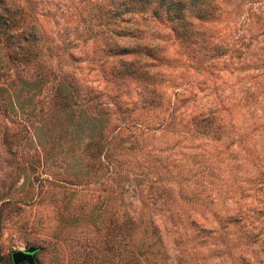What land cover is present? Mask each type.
<instances>
[{"label":"rangeland","instance_id":"1","mask_svg":"<svg viewBox=\"0 0 264 264\" xmlns=\"http://www.w3.org/2000/svg\"><path fill=\"white\" fill-rule=\"evenodd\" d=\"M181 1L174 30L146 10L121 13L117 36L96 19L106 0H30L44 68L79 90L63 111L50 77L33 91L15 81L33 69L0 77L15 81L12 109L0 102V264L34 247L38 264H264V236L246 235L264 227V0ZM108 35L154 57L140 54L142 78L111 74Z\"/></svg>","mask_w":264,"mask_h":264},{"label":"trees","instance_id":"2","mask_svg":"<svg viewBox=\"0 0 264 264\" xmlns=\"http://www.w3.org/2000/svg\"><path fill=\"white\" fill-rule=\"evenodd\" d=\"M18 2L16 0H0V77L6 74L3 71L9 66L12 68L17 67L20 71H23L24 68L33 69L32 74L35 75L33 79H30V76L25 72L27 76L16 75V84L26 88V91H33L40 88L43 80H48L47 78L50 77L53 97L57 98V103L62 107L63 111L71 110L72 105L76 102V97H78L79 87L69 74H60L58 78H55L52 73H47L48 69L44 67L45 57L49 54L50 46L48 40L41 32H38L34 22V9L30 0H18ZM106 2L108 4L107 8L99 12L96 19H98V25L105 27L104 33L110 32L117 36L119 33H114L113 27L126 20L121 13H131L133 15L138 13L142 15L147 10L151 17H165L173 23L172 27L174 30L176 24L182 20V13L185 8V3L181 0H106ZM99 33L104 34L101 29ZM175 33L185 36L186 31L175 29ZM108 37L113 44L105 43L110 45H106L104 51L111 57L116 56L118 58L116 60L119 61L117 68H111L115 70L111 74L120 79L133 78L137 80L142 78L143 73H146V68L152 65V62L142 61L140 54L144 53V55L149 57V60L154 59V57L150 56L148 52L145 53L144 50L140 52L137 45L130 49L127 46H117L112 39V35H108ZM47 51L48 53H46ZM127 57L129 58L128 60L126 59ZM15 81H7V84H0V102L4 111L12 109L13 105L11 97H4L3 92L7 89L8 83L12 84ZM21 90L19 88L18 92ZM32 95L33 92H31L29 98ZM202 120L207 125L211 123L207 118H201L200 121ZM100 129L99 125L96 126L95 136L98 137L97 141L100 139ZM93 141L94 139L89 140V143H86V147L88 145L95 146L97 142ZM3 143L10 157L14 156L16 150L11 142L3 138ZM231 217L233 215L229 216V218ZM232 220L236 221L237 219L233 218ZM128 222L132 224L130 219ZM129 230L132 233L133 228L131 227ZM246 235L252 238L258 235L264 236V227L260 226L256 232H252L251 229L247 230Z\"/></svg>","mask_w":264,"mask_h":264},{"label":"water","instance_id":"3","mask_svg":"<svg viewBox=\"0 0 264 264\" xmlns=\"http://www.w3.org/2000/svg\"><path fill=\"white\" fill-rule=\"evenodd\" d=\"M37 248L17 249L9 253L12 264H38L35 258Z\"/></svg>","mask_w":264,"mask_h":264}]
</instances>
